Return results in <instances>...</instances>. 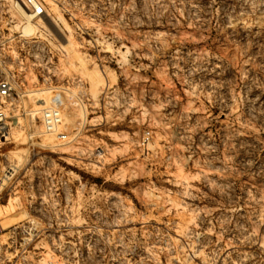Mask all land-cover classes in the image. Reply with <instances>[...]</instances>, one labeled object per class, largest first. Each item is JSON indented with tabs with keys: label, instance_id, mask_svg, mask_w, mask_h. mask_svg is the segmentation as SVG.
I'll use <instances>...</instances> for the list:
<instances>
[{
	"label": "rangeland",
	"instance_id": "1",
	"mask_svg": "<svg viewBox=\"0 0 264 264\" xmlns=\"http://www.w3.org/2000/svg\"><path fill=\"white\" fill-rule=\"evenodd\" d=\"M40 1L0 0V264H264V0Z\"/></svg>",
	"mask_w": 264,
	"mask_h": 264
},
{
	"label": "built area",
	"instance_id": "2",
	"mask_svg": "<svg viewBox=\"0 0 264 264\" xmlns=\"http://www.w3.org/2000/svg\"><path fill=\"white\" fill-rule=\"evenodd\" d=\"M35 17L44 14V6L40 0H23ZM16 88L12 80L8 76H0V139L5 137L8 132V125L12 124V112L10 105L14 98ZM43 118L46 128L49 131H55L60 121L59 111L55 107L45 109ZM62 138H66L65 134H60Z\"/></svg>",
	"mask_w": 264,
	"mask_h": 264
},
{
	"label": "bare ground",
	"instance_id": "3",
	"mask_svg": "<svg viewBox=\"0 0 264 264\" xmlns=\"http://www.w3.org/2000/svg\"><path fill=\"white\" fill-rule=\"evenodd\" d=\"M17 5L19 7L20 17L24 23L22 30L25 34H31L35 30L33 24V19L35 16L33 13L26 11L21 5H19V3H17Z\"/></svg>",
	"mask_w": 264,
	"mask_h": 264
}]
</instances>
